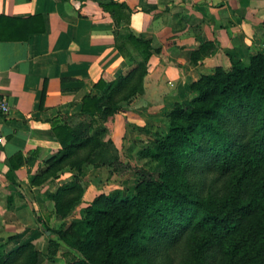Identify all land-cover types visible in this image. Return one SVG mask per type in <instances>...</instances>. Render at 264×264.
<instances>
[{
  "label": "trees",
  "instance_id": "1",
  "mask_svg": "<svg viewBox=\"0 0 264 264\" xmlns=\"http://www.w3.org/2000/svg\"><path fill=\"white\" fill-rule=\"evenodd\" d=\"M100 4L114 19L115 46L131 68L111 80L102 76L94 85L100 94H85L78 112L51 119L61 148L29 181L41 185L64 170L74 173L45 192L54 211L33 209L50 238L48 252L32 238L14 248L1 243L0 264L54 260L62 242L75 252L63 264H159L160 255L166 264L176 258L177 264H264V52L217 67L191 85L197 94L174 104L166 128L148 141L143 153L155 164L135 168L139 180L131 193L101 194L68 229L50 227L51 213L66 219L82 202L85 167H111L120 176L131 169L106 122L143 92L156 50L131 27L127 3ZM43 31L41 15H0V40H27ZM9 161L13 173L22 155Z\"/></svg>",
  "mask_w": 264,
  "mask_h": 264
},
{
  "label": "crops",
  "instance_id": "2",
  "mask_svg": "<svg viewBox=\"0 0 264 264\" xmlns=\"http://www.w3.org/2000/svg\"><path fill=\"white\" fill-rule=\"evenodd\" d=\"M102 1L109 0H0V15H41L45 27L27 40H0V96L11 105L8 115H0V244L14 248L38 237L33 209L48 212L45 192L72 176L64 170L41 185L29 181L61 148L51 119L78 112L85 94H100L94 85L102 76L111 80L131 68L115 46V22ZM117 1L132 9L131 27L156 50L143 92L106 122L124 160L133 143L130 126L162 124L174 104L195 96L191 85L203 75L264 52V0ZM18 154L22 163L13 174L9 159ZM94 186L88 181L74 221L97 196ZM51 219L56 221L53 213Z\"/></svg>",
  "mask_w": 264,
  "mask_h": 264
},
{
  "label": "rangeland",
  "instance_id": "3",
  "mask_svg": "<svg viewBox=\"0 0 264 264\" xmlns=\"http://www.w3.org/2000/svg\"><path fill=\"white\" fill-rule=\"evenodd\" d=\"M263 27H264V22H262ZM250 57V56H249ZM248 58V57H247ZM246 59V58H245ZM239 60L238 58L236 59H232L231 63L228 66H225L223 68H229L231 67V65L233 64L234 61ZM215 71V70H214ZM197 94V92H195V95ZM167 125V118H166V114L163 117L162 120V124L159 123V125L157 124H150V125H146L144 127H132L130 126L131 129V135L133 137V143L130 146L129 149V153H125L122 158L124 159L123 161H125L126 163H128L131 167V169L127 172L126 175L124 176H120L116 173V171L111 168V167H100L101 169H84L83 173L80 175V178L82 180L83 186H84V193L86 191V188H88V181H95V188H97L98 190V194L97 196L101 195V194H109L112 192H115L117 190L122 191L125 195H128L129 193H131V191H133L137 185V182L139 180V176L136 173L135 168L138 167H150V166H154L155 162L152 160V158L150 156L144 155V151L146 149V145L148 143L149 140L153 139L154 137H156V135L158 133H161L162 129H165ZM93 168V167H90ZM73 173L72 172V176L73 177ZM70 178V180H71ZM54 178L50 177L49 180H53ZM47 180V181H49ZM96 190V191H97ZM84 196V194H83ZM96 196V197H97ZM95 197V198H96ZM94 198V199H95ZM83 199V198H82ZM50 202H48V207L46 206V209L49 211H54V202L49 200ZM79 206V205H78ZM77 208V207H76ZM85 209V208H84ZM74 212V211H73ZM84 212V210H83ZM83 212L81 213V218L79 220L82 219L83 217ZM73 214V213H72ZM71 214V215H72ZM71 215L69 217H67L66 219L63 220H57L53 221L51 219L50 223V227L55 229V228H60L63 230H66L70 227L71 223L74 221L71 218ZM39 234L38 237H36L35 239H33V243L36 245L37 248H41L43 249V252H48L49 249V237L47 236V234L42 230H38ZM7 233H14V232H7ZM11 235V234H10ZM14 237V235H11V239ZM51 237H53L54 239H57V237L55 235H52ZM44 240V242H42ZM7 244H9V242H6ZM7 247V246H6ZM9 248V247H7ZM182 250L175 251L173 253V255L176 257L177 254L181 255ZM75 254L74 250L68 246L66 243L62 242L60 245V249L57 252L58 258L56 256V258L54 260H46L48 261V263L50 264H63L66 262L67 258H69L68 254ZM160 263L159 264H166L167 261V257L165 256H161L160 255ZM164 257V258H162ZM140 261L144 262V264H147V261L140 259ZM178 262V258H176V261L174 262L175 264H177ZM42 264H45V262H43Z\"/></svg>",
  "mask_w": 264,
  "mask_h": 264
},
{
  "label": "built area",
  "instance_id": "4",
  "mask_svg": "<svg viewBox=\"0 0 264 264\" xmlns=\"http://www.w3.org/2000/svg\"><path fill=\"white\" fill-rule=\"evenodd\" d=\"M11 105L5 96H0V115H8Z\"/></svg>",
  "mask_w": 264,
  "mask_h": 264
}]
</instances>
